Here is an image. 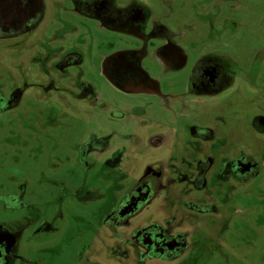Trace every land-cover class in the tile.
Wrapping results in <instances>:
<instances>
[{"label": "flooded vegetation", "instance_id": "flooded-vegetation-1", "mask_svg": "<svg viewBox=\"0 0 264 264\" xmlns=\"http://www.w3.org/2000/svg\"><path fill=\"white\" fill-rule=\"evenodd\" d=\"M66 1L70 3L71 11L86 22L84 29L91 24L93 28L88 30L97 28L129 38L130 42L108 54L98 55L99 46L95 50L89 48L87 43L92 42H88L86 34L78 42L75 37L59 38L55 33L51 43L60 41L61 45L52 47L51 64H47V72L43 69L47 74L42 78L43 82L25 88H10L0 99V115H5L21 103L28 89H37L44 98L41 86L52 84L56 87L58 84L61 88L56 90L55 101L72 104L89 101L88 106H79L78 115L83 119L80 125L66 128V133L70 134L67 141L49 137L53 147L48 155V172L34 163L39 169L37 175L53 181L59 188V194L53 196L52 201L59 207L50 209L56 217L48 226L53 227L57 221L64 220L65 197H71L77 208L86 207L89 199L104 203L106 198H111L113 202L105 209L107 212L100 209L102 222L114 238L122 241L112 249L111 261L193 264L208 255L217 216H224L214 206L216 191L226 189L232 178L248 182L258 165L242 154L232 157L228 121L214 127L208 140L205 134L200 137L185 133V139L180 141L176 135L179 130L167 125L165 117L183 108L181 97L190 100L191 104L192 99L205 101L222 95L225 98L231 88L230 62L213 52L191 49L193 42L183 40V32H176L168 23L171 15L164 12V6L161 5V9L151 6L154 4L150 0ZM43 14V0H0V37L32 33ZM72 28V32L79 31L70 24ZM88 30L84 31L87 33ZM89 49L95 52L91 58L98 64L100 76L113 88L125 96L143 97L137 106L132 107L125 100H105L91 79L83 80L88 75L86 70L94 65L85 60L88 54L84 51ZM151 66L160 68L156 76L149 72ZM183 70L189 72L186 87L181 90L178 83L179 90L175 93L174 79L166 77ZM75 108L76 111L78 106ZM119 109H126V112ZM124 121L129 131L119 134L117 127L125 125ZM95 127L102 129L100 135L93 132ZM168 134L173 135L170 143ZM94 135L97 141H88ZM114 138L127 140L132 149H143L142 154L137 155L138 158L145 156V163L136 178L125 170L124 164L131 159L124 160V153L117 146L113 149L119 144ZM89 180L93 182L91 189ZM125 180L131 181V185L120 199L119 193L125 190L120 182ZM30 181L26 179L25 183L5 190L0 196V264H41L43 261L40 258L42 249L34 251L35 259L29 251L25 252V243L35 241L28 235L29 226L48 222V215L40 214L39 207L33 205L35 191L30 195L26 192ZM85 211L79 209L80 215L75 217L77 222ZM57 228L52 229L54 234L59 231ZM67 234L71 235V229ZM32 236H35V230ZM62 242L51 255L60 257L66 253L70 243L67 239ZM80 248L86 247L80 245ZM97 249L94 245L93 252L98 256ZM81 257L85 255L76 252L75 259ZM71 263L65 259L52 264ZM81 264H89L87 258Z\"/></svg>", "mask_w": 264, "mask_h": 264}, {"label": "rangeland", "instance_id": "rangeland-1", "mask_svg": "<svg viewBox=\"0 0 264 264\" xmlns=\"http://www.w3.org/2000/svg\"><path fill=\"white\" fill-rule=\"evenodd\" d=\"M43 1L42 20L32 33L0 37V99L5 97L10 88H25L43 82L42 78L47 76L46 72L49 70L46 66L51 64L49 59L53 55L52 47L61 45L60 41L51 43L55 33L59 38L75 37L78 42L86 34L88 42H92L87 43L89 48L94 47L95 50L99 46L96 53L98 55L108 54L130 42L129 38L108 34L97 28L90 29L91 32L88 30L93 28L91 24L84 29L86 22L71 11L70 3L66 0ZM150 1L154 4L151 6L159 9L161 5L164 6V12L171 15L168 23L176 32H183V40L193 42L191 49L210 51L230 62L231 88L225 98L222 95L205 101L192 99L191 104L190 100L181 97L183 108L173 115L167 114L166 124L179 130H176V135L180 141L185 139V133L200 137L205 134V139L208 140L209 132L214 127L228 121L231 129L232 157L242 154L258 165L255 175L248 182L232 178L226 189H221L219 193L216 191L217 201L214 206L216 211L224 216H217L218 223L208 255L193 264H264V0ZM70 24L82 33L72 32L74 28L70 29ZM84 30H88L87 33ZM84 53L88 54L85 60L93 62L94 65L86 70L88 75H85L83 80L91 79L105 100H125L132 107L143 100V97L125 96L118 92L100 76L99 66L91 58L95 52L89 49ZM159 71L160 68L155 66L149 69L153 76ZM166 78L174 79L172 83L177 93L178 83L181 90L185 89L189 72L183 70L174 76L167 75ZM59 83L65 84L63 81ZM60 88L58 84L56 87L52 84L42 85L40 90L45 99L40 97L37 89H28L27 95L17 107L5 115H0V196L5 190L25 183L26 179L31 180L26 192L30 195L35 191L33 205L39 207L37 210L40 214L45 212L48 215V222L33 223L27 229L28 235L32 239L35 238V241L25 243V252L29 251L32 259L36 257L32 256L34 251L42 249L41 264L60 263L65 259L72 262L71 264H81L86 258L89 264H122L116 259L114 262L110 260L112 249L117 248L122 241L114 238L102 222L103 214L100 210L107 212L105 209L113 202L111 198H106L104 203H95L93 199H89L86 207L77 208L71 197H65L62 217L64 220L57 221L53 227L48 226L50 220L56 217L50 209L59 207L52 203L55 195L59 194V188L53 185V181L47 180L46 177L43 180L38 176L39 169L37 170L34 163H38L40 168L48 172V155L53 147V141L49 137L67 141L66 137L70 134L66 133V128L79 126L83 120L81 115H78L79 106L89 104V101L84 103L73 100L77 104L55 101L56 90ZM76 105L78 108L75 111ZM123 111L126 112V109ZM124 124L118 125L119 134L129 131L125 121ZM203 125L205 127H202ZM93 132L100 135L102 129L95 127ZM170 134L168 143L173 136ZM95 139L97 137L94 135L89 137L88 141L96 142ZM114 142L119 144H115L113 149L117 146L124 153V160L131 159L124 164L125 170L136 178L145 163V156L138 158L137 155L142 154L143 149H132L127 140L114 138ZM92 180L88 182L89 189L92 187ZM120 183L125 187V190L119 193L121 199L129 189L131 181ZM79 209L86 211L77 222L75 217L80 215ZM56 226L59 231L54 234L52 229ZM40 229L42 230L39 231ZM69 229L71 235L67 234ZM33 230L35 236H32ZM64 239L70 243L66 253L60 257L51 255L57 251V244ZM80 245L86 248H80ZM94 245L100 252L98 256L93 252ZM58 248L61 250L59 246ZM76 252L83 253L85 257L75 259Z\"/></svg>", "mask_w": 264, "mask_h": 264}]
</instances>
